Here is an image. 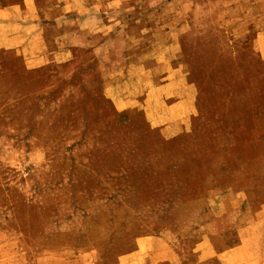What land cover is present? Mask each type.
<instances>
[{
    "label": "rangeland",
    "instance_id": "1",
    "mask_svg": "<svg viewBox=\"0 0 264 264\" xmlns=\"http://www.w3.org/2000/svg\"><path fill=\"white\" fill-rule=\"evenodd\" d=\"M0 264H264V0H0Z\"/></svg>",
    "mask_w": 264,
    "mask_h": 264
},
{
    "label": "crops",
    "instance_id": "2",
    "mask_svg": "<svg viewBox=\"0 0 264 264\" xmlns=\"http://www.w3.org/2000/svg\"><path fill=\"white\" fill-rule=\"evenodd\" d=\"M171 256V255H170ZM173 256V255H172Z\"/></svg>",
    "mask_w": 264,
    "mask_h": 264
}]
</instances>
